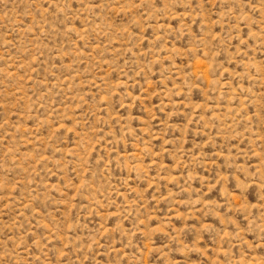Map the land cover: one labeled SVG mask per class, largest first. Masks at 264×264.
<instances>
[{
	"label": "rangeland",
	"instance_id": "374dc122",
	"mask_svg": "<svg viewBox=\"0 0 264 264\" xmlns=\"http://www.w3.org/2000/svg\"><path fill=\"white\" fill-rule=\"evenodd\" d=\"M0 264H264V0H0Z\"/></svg>",
	"mask_w": 264,
	"mask_h": 264
}]
</instances>
